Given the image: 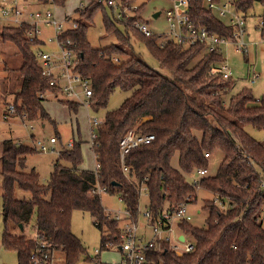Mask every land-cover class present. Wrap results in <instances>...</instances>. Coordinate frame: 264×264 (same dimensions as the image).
<instances>
[{
	"label": "trees",
	"instance_id": "16d2710c",
	"mask_svg": "<svg viewBox=\"0 0 264 264\" xmlns=\"http://www.w3.org/2000/svg\"><path fill=\"white\" fill-rule=\"evenodd\" d=\"M113 1L114 5L108 6L119 11L125 27L146 44L169 75L135 56L130 37L108 17L106 30L117 38L118 44L103 50L92 48L87 31L102 2L96 0L85 7L81 15L84 20L75 19L78 29L65 35L74 43L77 71L94 89L91 107H105L117 89L130 92V97L120 108L109 111L97 128V138L92 142L97 165L94 172L81 170V145L73 143L72 148L59 154L48 185H43L35 169L26 171L27 157L33 150L39 152L34 144L13 139L0 141L3 247L17 254L19 264H31L37 246L36 237L30 235L33 232L63 255L64 264H76L86 250L72 232L74 211L87 212L95 219L102 233V249L106 243L120 242L119 221L110 219L103 208L101 194L95 192L98 185L106 193L118 195L132 219H136L140 200L136 183L129 179L132 175L140 185L148 187V207L154 215H159L166 204L171 212L188 198L196 201L198 188L187 182L184 173L208 168L205 154L222 151L225 156L217 175L201 179L200 189L211 192L229 208L205 200V227H194L190 222L179 224L193 240L194 251L178 256L164 244L160 254L154 252L150 258L163 264H264V189L260 188L258 172L262 170L264 180V143L246 130L250 125L264 132V98L256 100L246 89L227 97L232 78L226 80L220 72L211 73L225 63L221 47L210 52L205 44L186 46L171 39L161 47L160 41L166 37H146L138 30L141 8H132L135 0ZM230 1L238 13L245 15L255 4L264 7V0ZM64 2L54 0L56 4ZM93 6L98 7L95 10ZM131 11L134 16L127 18L126 13ZM215 13L208 8V0H190L189 16L195 27L231 36L234 28ZM261 34L264 38V25ZM39 44L27 39L25 27H0V54L6 55L4 67L11 77L22 80L12 104L14 115L29 122L51 120L43 106L45 94L59 93L44 78L36 56ZM115 58L120 63H115ZM62 101L70 111H78L75 102ZM131 131L152 134L155 140L126 155L125 167L130 172L127 175L123 172L120 143ZM174 156H178L179 170L171 165ZM18 190L29 193L30 198H17ZM86 260L103 264L98 262L99 256L87 255Z\"/></svg>",
	"mask_w": 264,
	"mask_h": 264
},
{
	"label": "rangeland",
	"instance_id": "374dc122",
	"mask_svg": "<svg viewBox=\"0 0 264 264\" xmlns=\"http://www.w3.org/2000/svg\"><path fill=\"white\" fill-rule=\"evenodd\" d=\"M96 0H65L64 4H50L48 6L33 5V11L40 10L42 12L50 11L54 13L58 21H65L66 18L72 17L79 20L84 18L81 16L84 10ZM102 2L96 10L93 21L87 31V39L92 48L103 50L112 45L118 44V40L114 35H110L105 26V19L113 20L116 27L123 33L130 37V47L135 56L140 57L152 69L160 71L164 75H169V71L163 69L157 59L150 53L144 42L139 41L131 30H128L123 21V16L119 15L117 9L112 10L107 4L106 0H98ZM224 3L227 0H222ZM119 2V0H116ZM174 3L171 0H135L132 8H141L140 17L141 23L147 24L149 31L157 36L169 37L171 33L170 25L167 21L165 12L174 8ZM86 7V8H85ZM92 7V8H93ZM85 8V9H84ZM184 11V8H179ZM114 11V13H113ZM159 14L158 16H156ZM264 7L261 4H255L253 8L245 15L239 13V16L245 18L246 34L244 36V43L247 46V52L238 49L235 44H223L221 50L225 64L232 72L231 86L228 89L227 97L235 95L240 91L246 89L252 93L256 100L264 98V38L261 34L260 23L263 20ZM217 16V13H215ZM134 16V12L126 13V17ZM223 23L227 20L221 19ZM140 24V23H139ZM43 39L47 43L46 46L40 47L46 53H58L56 43H51L50 40H55V32L52 27L43 26ZM122 44V43H121ZM127 49L126 45H124ZM17 56H14V58ZM6 55L0 54V141L7 139H22L26 144H33L32 135L36 140L45 141L49 149L45 152H37L33 150V154L27 157L26 171L33 169L40 175V182L43 185H48L50 175L53 171L54 164L59 157V153L67 150L70 143H80L83 163L81 169L83 171H96V162L92 150L93 130L90 121L99 120L104 121L107 113L116 110L122 106L127 98L130 97V92L117 89L110 97L107 105L95 109L93 107L87 108L85 105H80L78 111H70L68 105L63 102L56 94H45L46 101L43 106L46 112L51 117V120L39 119L33 122L25 121L17 115H10L7 117L5 112L8 106L14 103L15 95L20 90L22 80L10 76L9 71L4 67V59ZM17 61V60H16ZM255 70L260 78L255 84L249 81V74ZM58 96V97H56ZM64 100V99H63ZM78 105V103H75ZM34 127V131L31 130ZM246 130L257 140L261 141L264 137V132L257 131L250 125L246 126ZM57 139V143L49 146V140ZM32 146V145H31ZM36 152V153H34ZM224 153L216 151L211 154L208 160V175L215 177L224 160ZM64 164H68L63 161ZM171 165L175 169H180L178 156H174L171 160ZM260 174L262 170L258 169ZM187 182L191 185L195 181L200 180L197 170L191 173H184ZM2 183V176L0 174V185ZM17 198L29 199L30 194L27 192L17 191ZM214 195L204 189L197 191L196 201L188 206V215L191 217V224L194 227L203 228L206 226L207 212L203 209L205 200H214ZM101 203L107 214L112 218L120 217L118 226L120 229L124 226V220L128 218V212L125 203L118 195L103 192L101 194ZM149 206V199L143 197L140 200L139 214L136 219L132 221L138 223L139 230L137 237L143 240L144 244H148L155 240L153 230L148 227L147 221L144 218V213ZM169 207L165 205V210ZM2 211V197L0 191V264H19L17 254L14 251L7 250L2 245L3 222L1 218ZM137 220V221H136ZM95 219L87 212L74 211L72 215V232L82 241L86 254L82 255L76 264H93L87 261V255L90 258H95L96 251L102 250L99 259L103 264H121L123 254L119 249L104 250L102 249V233L96 227ZM16 232L15 228H11ZM183 232L178 222L173 225L172 232L162 233L161 239H169L173 245H178V237ZM30 235H34L33 232ZM55 264H64L63 255L55 251Z\"/></svg>",
	"mask_w": 264,
	"mask_h": 264
},
{
	"label": "built area",
	"instance_id": "2783aa9c",
	"mask_svg": "<svg viewBox=\"0 0 264 264\" xmlns=\"http://www.w3.org/2000/svg\"><path fill=\"white\" fill-rule=\"evenodd\" d=\"M109 6L114 5L113 0H106ZM173 1L174 8L165 12L167 21L171 28L169 37L160 41V46L164 47L165 42L168 39L175 42L191 46L197 43L205 44L208 47V51H216L217 48L223 44H235L238 49L247 52V46L244 43V36L246 34L245 18L239 16L238 11L235 8V4L227 0L224 3L216 4L208 0V8L213 10L219 15V18L227 20V25L234 28V33L231 36H220L211 33L206 27H195L190 21L189 5L190 0H171ZM54 0L44 2L43 0H0V27H25L26 37L31 41H37L40 44L36 48L37 59L43 68L44 78L47 79L49 85L55 89H59L58 96L64 100H69L80 105H85L87 108L91 107V101L94 96V89L88 80H85L80 72L77 71L78 57L76 50L74 49V43L71 38L65 34L70 30H76L79 27V23L72 17L66 18L65 21H58L54 13L50 11L42 12L40 10L33 11L31 6H48L53 4ZM179 8H184V11H180ZM264 25V19L260 23V28ZM43 26L52 27L55 32V40H50L51 43H56L59 52L49 54L41 50L40 47L46 46L47 43L43 39V32L41 28ZM138 30L146 37H151L153 34L149 31L147 24L138 23ZM115 63H120L119 58L114 59ZM220 72L222 77L226 80L232 78V72L230 68L224 63L219 69L213 70L211 73ZM260 78V75L252 70L249 74V81L251 84H255ZM14 106L8 107L7 117L14 115ZM93 130V140L97 138V128L103 124L102 121L92 120L90 121ZM34 131V127H31ZM155 140L153 135L143 136L137 134L135 131L129 132L126 137L120 143V155L123 166V172L129 174L128 168L125 167V157L133 149L148 145ZM237 144L239 142L234 139ZM32 141L35 148L39 152H45L49 149L45 141L36 140L35 136H32ZM264 143V137L262 139ZM57 143L56 138L49 140V146ZM73 147V143L69 145V148ZM211 154L206 153L205 158L209 160ZM250 165H254L253 162L248 160ZM197 174L201 179L208 177V169L200 168L196 169ZM132 182L136 183L139 194V200L143 197H149V190L146 185H140L134 176L129 178ZM200 180L195 181L193 184L200 189ZM260 188L264 189L263 175L260 174ZM97 193L105 192V189L100 185L97 187ZM214 201L219 204L223 209L229 208L227 203H223L216 198ZM195 201H191L188 198L187 201L174 208L173 211H169L168 207L165 210V206L159 215H154L151 209L148 207L144 213V218L147 221L148 227L153 230L155 240L144 244L143 240L137 237L139 230L138 223L132 221V216L128 213V219L121 229L118 244L106 243L104 250L119 249L123 258L121 264H163L155 259L150 258L151 254L157 252L160 254L162 245L168 244L169 249L177 254L183 256L184 254L191 253L195 249V245L191 237H187L184 233L181 235L184 237V241H181L178 237V245H173L169 239H161L162 233L172 232L175 222L179 224L181 222H191V217L188 215V206ZM111 219V217H109ZM116 220H121L120 217H116ZM36 237L37 246L32 253L31 264H55V249H52L51 245L38 238V234L34 233ZM96 256H100L102 250L95 252ZM97 264V263H96Z\"/></svg>",
	"mask_w": 264,
	"mask_h": 264
},
{
	"label": "crops",
	"instance_id": "0c3cea01",
	"mask_svg": "<svg viewBox=\"0 0 264 264\" xmlns=\"http://www.w3.org/2000/svg\"><path fill=\"white\" fill-rule=\"evenodd\" d=\"M56 97H58V96H56ZM60 98H61V97H60ZM61 99H62V98H61ZM62 100H63V99H62ZM11 105H12V104H11ZM78 105L80 106V104H78ZM9 106H10V105H9ZM9 106H8V107H9ZM7 111H8V110H7ZM5 115L7 116L8 114L5 112ZM9 116H10V115H9ZM9 116H8V117H9ZM32 136H34V135H32ZM13 140H14V139H13ZM15 141H17L18 143H26V142H24L22 139H15ZM73 143H74V142H73ZM70 144H71V143H70ZM70 144H69V145H70ZM54 145H55V144H54ZM52 146H53V145H52ZM68 148H69V147H68ZM60 153H61V152H60ZM60 153H59V154H60ZM94 157H95V156H94ZM210 158H211V157H210ZM210 158H209V159H210ZM95 162H96V161H95ZM81 170H82V169H81ZM136 221H137V220H136ZM2 233H3V232H2ZM179 237H180V239H181V235H180ZM1 239H2V238H1ZM120 252H121V251H120ZM121 253H122V252H121Z\"/></svg>",
	"mask_w": 264,
	"mask_h": 264
},
{
	"label": "bare ground",
	"instance_id": "6f19581e",
	"mask_svg": "<svg viewBox=\"0 0 264 264\" xmlns=\"http://www.w3.org/2000/svg\"><path fill=\"white\" fill-rule=\"evenodd\" d=\"M148 135H152V134H148ZM143 136H147V135H143ZM154 136V135H153ZM155 137V136H154ZM96 169H97V165H96ZM99 186V185H98ZM100 194V193H99ZM102 194V193H101ZM112 219H115V218H112ZM116 220V219H115ZM128 219H126V220H124V223H126V221H127ZM117 221H119V220H117ZM121 221H123L122 219H121ZM98 262H101V260L99 259L98 260Z\"/></svg>",
	"mask_w": 264,
	"mask_h": 264
},
{
	"label": "water",
	"instance_id": "95a60500",
	"mask_svg": "<svg viewBox=\"0 0 264 264\" xmlns=\"http://www.w3.org/2000/svg\"><path fill=\"white\" fill-rule=\"evenodd\" d=\"M158 15L159 14H157L156 16H158ZM19 228H20L21 231L23 230V226L22 225H20ZM181 241H184V237L183 236H181Z\"/></svg>",
	"mask_w": 264,
	"mask_h": 264
}]
</instances>
